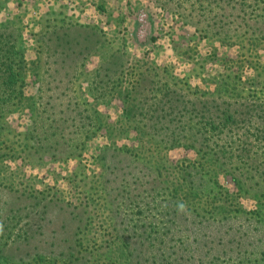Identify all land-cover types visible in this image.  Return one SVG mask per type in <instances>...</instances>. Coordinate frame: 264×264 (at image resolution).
<instances>
[{
  "label": "rangeland",
  "instance_id": "1",
  "mask_svg": "<svg viewBox=\"0 0 264 264\" xmlns=\"http://www.w3.org/2000/svg\"><path fill=\"white\" fill-rule=\"evenodd\" d=\"M248 6L261 19L264 5ZM216 13L194 0H0V24L23 29L25 53L23 95L0 91V264H264V172L239 154L248 141L264 150V127L246 137L222 111L264 104V40L215 35ZM49 25L94 46L60 118L39 100L35 41ZM113 54L114 89L100 97L93 81ZM162 99L190 109L183 140L142 128ZM72 117L82 133L59 136L53 118ZM46 131L61 144L38 142ZM220 233L223 247L203 251Z\"/></svg>",
  "mask_w": 264,
  "mask_h": 264
},
{
  "label": "trees",
  "instance_id": "2",
  "mask_svg": "<svg viewBox=\"0 0 264 264\" xmlns=\"http://www.w3.org/2000/svg\"><path fill=\"white\" fill-rule=\"evenodd\" d=\"M248 5L260 7L264 5V0H194V6L200 11L206 12L209 9L211 11L214 9L217 10L215 15L216 22L211 25L213 31L215 30L214 28H217V31L214 33L215 35L219 30L228 27V36L232 34V37L235 38L240 30H243L244 34H251L254 31L256 36H252L264 40V13L261 15V19L249 21L246 14ZM46 29L48 30L47 34L49 36L39 37L35 41L39 45L38 49L41 52L39 53L42 58L45 57L46 59L44 61L46 67L45 78H42L43 84L38 89L40 91L39 100L42 101L43 106L48 110L50 116L55 114L57 118H60L62 116L60 106L66 105L69 108V105L64 102L70 98V94L76 93L74 84L77 81L78 72L81 70L80 68L84 65L86 57L91 53L94 46L85 39L73 37L72 34L76 28L63 29L62 27H57V25H49ZM23 35V29L15 23L0 24V91L8 92L6 95L7 99H4V101H12L21 98L23 95L21 89L24 84L22 69L25 61V53L21 40L23 39ZM119 69L120 64L117 62L116 54L110 56L108 60L100 65L95 76L96 78L100 77V80L93 81V84L100 85L98 90L94 88V91L101 92L100 97L108 94L107 91L101 90L108 89L113 85L114 82L111 79V75L118 73ZM113 89L114 86L110 88L109 92H112ZM96 98L98 97L96 96ZM164 102L168 103L165 99H162L158 103L155 102L154 105L156 106L153 114H151L150 118L144 119L142 128H145L148 134H152L160 143L168 144L169 141L183 140L184 131H189L194 128L192 119L187 118L190 109L185 105L176 106L174 104L166 108ZM254 102L255 104L251 107L249 106L250 104H242L230 110L222 109L223 112L229 114L228 116H232L230 118L231 121L227 122L224 126H228L231 131L237 132L240 130L239 126H242V131L246 137H248L257 122H260L258 126L263 128L264 104L261 99H257ZM168 114L169 116H167ZM57 118H53V123L57 125V128H55L56 131L62 129L59 136L67 135L68 138H73L77 134L80 135L82 133L81 127L77 124V121H74L76 120L75 117H72L68 123L59 121ZM209 124L207 123V125ZM47 126L48 124L44 123L40 130H38L44 131ZM216 128L218 129L219 127L216 126ZM215 134L216 136L220 135V133ZM36 136L38 142L47 143L50 148L59 146L62 141V138H58L56 134H52L49 131L41 134L38 133ZM53 136H56V138L51 140ZM255 136H264V129L257 131ZM246 144L247 147L243 146V149H240V156L244 155L250 165L264 172V150H260L259 148L255 149L249 141ZM217 147L219 148L218 153H225L222 146L217 144ZM237 159H239L238 155ZM207 239V242L203 244V251L208 247L207 254L211 250H214L215 247H223L225 243L221 233L214 234L213 236L208 234ZM243 239H249V237L245 234L240 238L234 237L229 245L232 248H239L245 244ZM263 240L264 238H260V241L258 240L257 242L260 243Z\"/></svg>",
  "mask_w": 264,
  "mask_h": 264
},
{
  "label": "flooded vegetation",
  "instance_id": "3",
  "mask_svg": "<svg viewBox=\"0 0 264 264\" xmlns=\"http://www.w3.org/2000/svg\"><path fill=\"white\" fill-rule=\"evenodd\" d=\"M118 173H119V170H118ZM117 175H118V174H117ZM205 223H207V222H205ZM209 225H211V223H210ZM217 248L219 249V247H215L214 250L217 249Z\"/></svg>",
  "mask_w": 264,
  "mask_h": 264
}]
</instances>
